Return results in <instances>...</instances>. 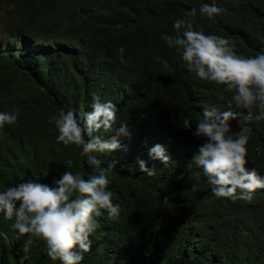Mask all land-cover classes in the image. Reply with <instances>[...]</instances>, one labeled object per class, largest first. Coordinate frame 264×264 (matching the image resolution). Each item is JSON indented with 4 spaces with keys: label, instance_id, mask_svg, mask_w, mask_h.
Instances as JSON below:
<instances>
[{
    "label": "trees",
    "instance_id": "obj_1",
    "mask_svg": "<svg viewBox=\"0 0 264 264\" xmlns=\"http://www.w3.org/2000/svg\"><path fill=\"white\" fill-rule=\"evenodd\" d=\"M202 4L226 12L209 20L199 12ZM192 9L197 15L188 17ZM178 19L228 39L240 56L263 54L264 0H0V29L20 42L11 50L0 43V113L17 115L3 138L15 137L20 153L18 161L0 165V192L28 181L52 186L65 170L85 179L96 174L81 148L57 141L49 117L60 110L73 109L79 116L90 112L99 96L118 109L105 138L122 122L131 132V139L120 138L126 152L98 154L102 168L119 161L106 175L120 215L94 216L92 248L81 264H264V220L248 228L238 225L236 215L243 211L227 198L212 199L202 170L190 168L205 142L193 134L195 125L206 109L218 110L217 101H232L233 93L198 78L167 45L163 37L174 34ZM231 110L241 114L232 121L249 134L247 154L258 166L264 121L245 119L235 104ZM181 114L190 118L191 131L182 126ZM157 144L170 164L150 157ZM138 158L156 174L138 166L135 173L128 171ZM13 224L0 213V264H62L48 257L43 241H34L25 254L27 237Z\"/></svg>",
    "mask_w": 264,
    "mask_h": 264
},
{
    "label": "clouds",
    "instance_id": "obj_2",
    "mask_svg": "<svg viewBox=\"0 0 264 264\" xmlns=\"http://www.w3.org/2000/svg\"><path fill=\"white\" fill-rule=\"evenodd\" d=\"M199 12L214 20L226 10L215 4H202ZM187 15L195 17L196 9ZM173 28L174 34L163 39L170 48L180 52L186 67L201 80L223 85L227 92L233 93L232 101H217L221 103L218 110L206 109L203 118L195 125L193 134L205 142L199 146L190 168L195 165L202 170L212 199L227 198L237 211H243L240 216L236 215L238 225L253 227L255 221L264 220V153L258 166L251 164L247 154L249 134L238 131L232 120L241 114L231 108L235 104L243 109L247 120L264 121V50L263 54L255 57L240 56L228 39L194 30L191 19H178ZM2 33L4 37L0 43L5 50L20 47L19 41ZM4 43L18 47L5 48ZM119 52L123 63L124 49L120 48ZM164 67H169L166 61ZM117 111V106L111 101L101 102L100 97L95 96L90 112L81 111L77 116L73 109H68L49 117V123L58 130L57 141L65 146L81 148V156L86 157L87 164L96 170L90 179L65 170L52 186L28 181L0 192V213L7 220L14 219L13 227L20 236L27 237L23 247L25 254L34 241H43L53 262L81 264L84 253L92 248L91 237L96 228L94 216L107 213L109 220L119 217L120 207L112 201V193L108 191L110 181L106 175L119 161L111 160L107 168H102L98 158V154L111 155L128 150L120 139H131L127 123L122 122L115 135L109 138L103 135L112 131L117 122ZM181 121L185 129L192 130L190 118L181 114ZM16 122L15 113H0V165L18 161L20 157L15 137L13 140L3 138V133ZM149 155L165 165L171 163L163 145L153 146ZM137 166L142 173L156 174L155 169H149L146 161L139 158L136 164L126 167L135 173ZM205 177L202 178L207 181ZM199 219L204 223L208 221L203 215Z\"/></svg>",
    "mask_w": 264,
    "mask_h": 264
},
{
    "label": "rangeland",
    "instance_id": "obj_3",
    "mask_svg": "<svg viewBox=\"0 0 264 264\" xmlns=\"http://www.w3.org/2000/svg\"><path fill=\"white\" fill-rule=\"evenodd\" d=\"M2 32H3V30L0 29V40L3 39V37H4V34ZM4 46H5V48H17L18 47V46H14L10 43H4Z\"/></svg>",
    "mask_w": 264,
    "mask_h": 264
}]
</instances>
